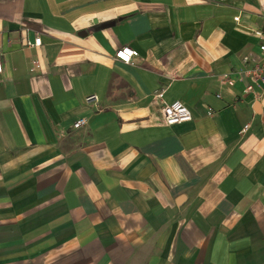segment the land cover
<instances>
[{
    "label": "crops",
    "instance_id": "0c3cea01",
    "mask_svg": "<svg viewBox=\"0 0 264 264\" xmlns=\"http://www.w3.org/2000/svg\"><path fill=\"white\" fill-rule=\"evenodd\" d=\"M262 28L264 0H0V264H264Z\"/></svg>",
    "mask_w": 264,
    "mask_h": 264
},
{
    "label": "built area",
    "instance_id": "2783aa9c",
    "mask_svg": "<svg viewBox=\"0 0 264 264\" xmlns=\"http://www.w3.org/2000/svg\"><path fill=\"white\" fill-rule=\"evenodd\" d=\"M239 18H234V21L238 22ZM252 36L257 40L258 53L255 55H245L241 58L240 62L243 66V77L248 80V84L245 86L244 93L248 94L253 91L254 87L264 88V28L253 30ZM41 44V39L36 38L34 41L26 42V47H38ZM137 56V52L131 50L128 47H122L115 53V58L123 63L130 64L131 58ZM32 68L37 67V61H32ZM2 71V64L0 61V73ZM235 74V73H234ZM238 75V73H236ZM236 78L230 74H223L220 76L219 81L221 85L233 86ZM157 98L162 100L163 92L158 93ZM219 97V95H217ZM86 105H98L99 100L97 95L91 94L84 99ZM161 113L164 123L167 126H173L177 124L187 123L191 121L192 116L188 108L180 101H174L171 103L162 102ZM86 124L85 119H79L73 123V129H79ZM248 124L244 125L243 131H246Z\"/></svg>",
    "mask_w": 264,
    "mask_h": 264
}]
</instances>
